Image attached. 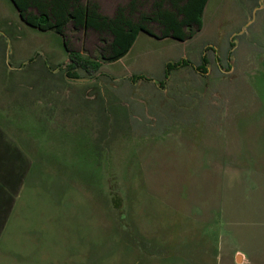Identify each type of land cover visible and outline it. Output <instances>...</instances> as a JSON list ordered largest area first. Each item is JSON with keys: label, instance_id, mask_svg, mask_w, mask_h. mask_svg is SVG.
Returning <instances> with one entry per match:
<instances>
[{"label": "rangeland", "instance_id": "rangeland-1", "mask_svg": "<svg viewBox=\"0 0 264 264\" xmlns=\"http://www.w3.org/2000/svg\"><path fill=\"white\" fill-rule=\"evenodd\" d=\"M70 34L100 59L94 31ZM70 63L0 0V264L262 263L264 0H210L193 38L143 32L88 80Z\"/></svg>", "mask_w": 264, "mask_h": 264}, {"label": "trees", "instance_id": "trees-1", "mask_svg": "<svg viewBox=\"0 0 264 264\" xmlns=\"http://www.w3.org/2000/svg\"><path fill=\"white\" fill-rule=\"evenodd\" d=\"M209 1L126 0L118 4L114 15L102 13L97 0H12V3L29 26L63 38L69 50L71 70L79 68L91 73L99 70L102 63L115 62L127 55L143 32L159 39L185 41L193 38L203 28ZM75 31H94L99 36L102 42L99 60L84 57L71 46L69 35ZM202 61L201 66L207 70L206 55ZM189 63L186 58L166 62L165 78ZM70 74L75 75V72ZM142 78L147 76L133 74L134 80Z\"/></svg>", "mask_w": 264, "mask_h": 264}, {"label": "flooded vegetation", "instance_id": "flooded-vegetation-1", "mask_svg": "<svg viewBox=\"0 0 264 264\" xmlns=\"http://www.w3.org/2000/svg\"><path fill=\"white\" fill-rule=\"evenodd\" d=\"M255 7H257V9L256 10H258V8H260V7H262V4H258V5H256ZM254 7V8H255ZM254 10L255 9H253V13H252V15H251V17L253 18V20L252 19H250V21H249V23H248V25L250 24L251 25V23H253L254 22V20H255V13H254ZM248 27H245L243 30H241L240 31V33H243V32H246V29H247ZM234 42L235 43H232V46H233V48H231L232 50L235 48V46H238L239 45V43H238V40L237 39H235L234 40ZM211 48V47H210ZM231 49H229L228 50V53H227V59L228 60H231V57H232V52H230L231 51ZM205 55V54H204ZM203 55V56H204ZM202 56V57H203ZM183 58H186V57H183ZM182 59V58H181ZM208 59V58H207ZM178 60H180V59H178ZM174 61V60H173ZM176 61V60H175ZM203 62V61H202ZM79 69V68H78ZM70 72H75V75H71L70 74ZM86 73H89V72H87V71H85ZM92 73V72H91ZM135 74V73H134ZM145 75V74H144ZM64 77H70V78H83L81 75H79V73L77 72V69L76 70H74V69H70V68H68V69H66L65 70V72H64ZM164 77H165V74H164ZM143 79V78H142ZM145 79H148V78H145ZM165 79H167V78H165Z\"/></svg>", "mask_w": 264, "mask_h": 264}, {"label": "crops", "instance_id": "crops-1", "mask_svg": "<svg viewBox=\"0 0 264 264\" xmlns=\"http://www.w3.org/2000/svg\"><path fill=\"white\" fill-rule=\"evenodd\" d=\"M0 179H1V177H0ZM4 192H5V187H4V184L0 180V237H1L3 229L5 228L7 218H8V213H9L8 212L9 208L7 209V211L5 213H3V210H4L3 194H4ZM260 257L264 259L263 248H259V258ZM256 262L258 263L259 261L257 260ZM263 263H264V261L260 264H263Z\"/></svg>", "mask_w": 264, "mask_h": 264}, {"label": "water", "instance_id": "water-1", "mask_svg": "<svg viewBox=\"0 0 264 264\" xmlns=\"http://www.w3.org/2000/svg\"><path fill=\"white\" fill-rule=\"evenodd\" d=\"M21 19H22V16L20 15ZM23 20V19H22ZM73 80L75 81H84V80H88L87 78H72Z\"/></svg>", "mask_w": 264, "mask_h": 264}]
</instances>
